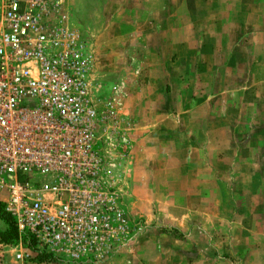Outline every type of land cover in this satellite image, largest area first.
I'll return each instance as SVG.
<instances>
[{
	"label": "rangeland",
	"instance_id": "rangeland-1",
	"mask_svg": "<svg viewBox=\"0 0 264 264\" xmlns=\"http://www.w3.org/2000/svg\"><path fill=\"white\" fill-rule=\"evenodd\" d=\"M61 1L126 138L110 157L136 231L112 258L264 264V0Z\"/></svg>",
	"mask_w": 264,
	"mask_h": 264
},
{
	"label": "built area",
	"instance_id": "built-area-1",
	"mask_svg": "<svg viewBox=\"0 0 264 264\" xmlns=\"http://www.w3.org/2000/svg\"><path fill=\"white\" fill-rule=\"evenodd\" d=\"M94 61L61 0H0V203L34 243H0L17 261L104 264L136 231L110 157L126 138L96 107Z\"/></svg>",
	"mask_w": 264,
	"mask_h": 264
},
{
	"label": "trees",
	"instance_id": "trees-1",
	"mask_svg": "<svg viewBox=\"0 0 264 264\" xmlns=\"http://www.w3.org/2000/svg\"><path fill=\"white\" fill-rule=\"evenodd\" d=\"M0 221L6 226L5 230L0 229V243L5 245H14L19 240H21L26 246H31L34 248V243H26V236H21L18 232L14 218L4 210L3 204L0 203ZM32 262L36 264H50L52 262V258L44 255L37 254L35 257L30 258Z\"/></svg>",
	"mask_w": 264,
	"mask_h": 264
},
{
	"label": "crops",
	"instance_id": "crops-1",
	"mask_svg": "<svg viewBox=\"0 0 264 264\" xmlns=\"http://www.w3.org/2000/svg\"><path fill=\"white\" fill-rule=\"evenodd\" d=\"M129 259V257H113L107 264H131L132 261Z\"/></svg>",
	"mask_w": 264,
	"mask_h": 264
}]
</instances>
